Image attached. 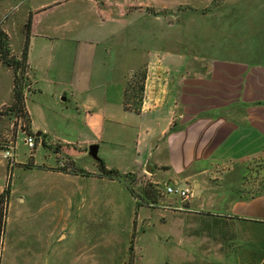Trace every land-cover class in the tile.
I'll return each instance as SVG.
<instances>
[{
  "label": "crops",
  "instance_id": "1",
  "mask_svg": "<svg viewBox=\"0 0 264 264\" xmlns=\"http://www.w3.org/2000/svg\"><path fill=\"white\" fill-rule=\"evenodd\" d=\"M87 1L91 5L89 10H95L105 26L106 23L111 24L109 35L98 40L113 41L115 45L112 48L118 52V44L125 45L129 41L120 34L124 27L132 28L135 21L142 22L144 27L150 22L157 23L162 29L186 23L195 25L196 18L206 21L228 8L231 0H170V3L160 9L153 8V11L141 4L134 10L131 5L134 0ZM45 5H37L34 10L38 13L45 9ZM170 14L174 15L173 24L169 22L172 20L168 18ZM38 26L34 17L28 53L32 81L37 65L32 62V55L38 47L44 52L60 50L62 55L68 51L74 57L85 52L94 55L88 52L98 50L96 47L81 48L75 41L61 44L48 35L37 40ZM0 27L7 33L4 26ZM163 41L173 42L171 38ZM174 42L182 44L183 38L176 37ZM104 48L106 52L108 49ZM21 51L17 52V57ZM215 51L204 54L158 52L133 59L125 47L124 52L128 53L126 61H131L127 72L118 74L114 69L120 60L115 53L110 68L93 72L78 66L63 68L59 64L54 65L56 70L53 73L50 71L49 76H45V84L59 89L55 91L57 100L72 105L75 127L71 125V128L86 133L89 143H98L99 146L107 122L123 123L133 130L135 149L132 155L112 150V158L117 162L112 160L111 164H106L100 158L107 170L143 178L161 185L163 189L168 185L192 187L194 193L198 191L183 204L177 197L163 193V198L150 206L145 202L137 203L129 189L134 180L120 179L121 192L132 202L128 218L134 242L130 246L132 264H200V247L206 249L212 258L209 264L264 262V190L261 189L264 183L261 187L257 181L251 186L246 181L242 182L246 172L263 175V169L257 171L256 166L264 162V50L235 56ZM140 69L146 71L141 110L138 113L126 111V85ZM95 76L103 78L96 79ZM12 88L11 85L7 98L0 85V106L11 99ZM102 90L108 94L100 100L93 91ZM97 102L103 103L98 113L93 109ZM26 109L31 118V131L38 141L36 150L50 146L51 130L34 121L27 104ZM37 133H40L39 137ZM60 146V152L76 162L81 150L69 143L67 147ZM100 150L99 146L98 155ZM78 168L87 173L82 176L117 183V180L101 176L99 163L95 164L93 171L81 166ZM238 174L242 177L239 183L232 177H239ZM252 187L255 191L250 190ZM227 188L232 192H225ZM234 189L240 193L234 195ZM73 196L68 199L72 201ZM79 197L84 199L80 194ZM199 222L205 228H200ZM56 234L58 239L66 238L63 233L51 232L47 240L32 249L30 261L15 259L14 264H88L85 244L73 249L72 253L69 247L55 246L53 238ZM200 235L205 236V242H200Z\"/></svg>",
  "mask_w": 264,
  "mask_h": 264
},
{
  "label": "rangeland",
  "instance_id": "2",
  "mask_svg": "<svg viewBox=\"0 0 264 264\" xmlns=\"http://www.w3.org/2000/svg\"><path fill=\"white\" fill-rule=\"evenodd\" d=\"M134 2L131 4L134 10L141 4L153 11V8L160 9L170 3V0ZM40 4H46L43 7L45 9L37 13L34 8ZM198 5L201 6V3ZM90 7L87 0H0V26H4L7 31L4 32L9 37L10 53L15 58H21L22 53L17 57V52L23 50L26 41L25 26L30 17L32 27L34 17L39 23V35L35 38L37 40L48 35L61 44H72L75 41L81 48L87 46L98 49L88 52L95 53L94 55L85 52L74 57L75 55L68 51L62 55L60 50L44 52L38 47L32 55V62L37 64L33 81L29 67L25 74L19 72V79L25 85V103L33 113L34 121L40 126H47L52 132L51 145L39 150H36V137L28 132L26 114L29 117L30 115L27 109L21 111L15 105L13 70L0 62L1 92L5 91V94H2L9 98V89L13 86L11 99L0 106V195L8 190V195L0 198V211L6 214L0 236V264H14L15 259L30 261L32 249L47 240L49 233L57 231L66 235V238L58 239L56 234L53 238L55 246L69 247L73 253V249L85 244L88 264H132L130 246H133L134 242L128 219L132 202L129 198L127 200L125 193L120 190L122 180L114 179L117 183H110L81 174H59L62 168L72 173L79 166L93 171L98 163L89 155V147L96 143H89V137L82 130L76 132L71 128V125L75 127L72 121V105L57 100V86L44 82L45 76L56 70L54 65L61 64L63 68L78 66L97 72L100 68H110L117 53L120 60L114 69L121 74L130 68L131 61H126L128 53L134 56L133 59H137L158 52L204 54L216 50L215 52L227 56H235L256 54L264 50V0L228 1V8L221 13H215L206 21L201 17L196 18L195 25L186 23L183 26L162 29L157 23L150 22V25L146 24L144 27L142 22L135 21L132 28L124 27V32L120 34L121 37L129 39L125 45L118 44L120 55L112 48L115 45L113 41L111 43L106 39L98 40L109 35L111 24L106 23L105 26L96 11L89 10ZM33 10L35 14L31 13ZM168 16L172 19L169 22L173 24L174 15ZM0 29L3 30V27ZM101 33L102 36H99ZM130 37L134 39L131 38V41ZM176 37L183 38V43L176 44ZM31 38L32 29L30 40ZM165 38H171L173 42H164ZM104 47L108 49L106 52ZM125 47L128 49L127 54L124 52ZM144 70H138L127 82L124 104H127L130 110H134L141 99L143 102L144 93L141 97L140 87L145 86L142 79ZM93 94L100 96L102 100L108 93L102 90L93 91ZM102 106V102H97L93 109L98 113ZM105 129L106 132L99 143V157L106 164H111L112 160L117 162L116 158H112V150L118 153L129 152L132 155L135 149V134L130 127L123 123L107 122ZM28 136L35 138L33 146L27 143ZM95 138L99 141L97 136ZM67 143L81 150L76 162L60 152V145L67 147ZM8 150L13 155L14 163L3 157ZM256 169H263V175L246 172L242 182L246 181V184L251 186L257 181L262 187L264 162H259ZM237 176L239 177L232 175L233 180L239 183L242 177L239 174ZM132 180L134 182L130 187L136 194L138 204L144 202L143 189L147 186L157 191V199L163 198L164 189L161 185L150 183L143 178L135 177ZM261 189L264 190V186ZM250 190L255 191L253 187ZM224 191L231 193L232 189L227 188ZM233 193L237 195L240 192L234 189ZM79 194L84 196V199L79 197ZM72 196L71 201L68 198ZM202 224L199 222V227L205 228ZM100 238L102 241L98 242ZM199 240L205 242V236L200 235ZM198 259L200 264H209L212 258L206 249L200 247Z\"/></svg>",
  "mask_w": 264,
  "mask_h": 264
},
{
  "label": "trees",
  "instance_id": "3",
  "mask_svg": "<svg viewBox=\"0 0 264 264\" xmlns=\"http://www.w3.org/2000/svg\"><path fill=\"white\" fill-rule=\"evenodd\" d=\"M32 18L30 17L28 24L25 26L26 29V41L22 50L21 58H15L11 56L10 53V43H9V37L8 35L0 29V62L5 64L6 66H9L14 73V101L15 105L20 108L21 111H25L26 103H25V85L22 84V80L19 79V72H22V74L26 73V69L28 67V53H29V47H30V35H31V29H32ZM143 83L146 79V71H143L142 75ZM141 97L144 93V85L140 87ZM142 106V99L140 100V103L136 106V108L133 110L134 112L138 113L141 110ZM124 109L126 111H130V108L127 106V104H124ZM26 118L28 120V132L35 137V134L31 131V118L26 114ZM39 139V138H37ZM61 172L68 173L65 169H61ZM73 174H86L85 171L82 169H76L72 172ZM100 173L101 176L108 177L110 179H133L131 175H121L117 170H107L104 166V164L100 165ZM132 194L135 196L136 194L133 192L131 187H129ZM8 195V190L6 189L1 195L0 198L6 197ZM143 198H145L148 201L156 202L158 193L156 190L152 189L151 187L147 186L143 189ZM145 201V199H143ZM148 198V199H147ZM6 218V214L1 210L0 211V236L3 232L4 227V219ZM132 251V247H131ZM264 264V262L262 263Z\"/></svg>",
  "mask_w": 264,
  "mask_h": 264
},
{
  "label": "built area",
  "instance_id": "4",
  "mask_svg": "<svg viewBox=\"0 0 264 264\" xmlns=\"http://www.w3.org/2000/svg\"><path fill=\"white\" fill-rule=\"evenodd\" d=\"M34 139L32 136H28L27 138V143L30 145V146H33L34 144ZM3 157L5 159H8V160H12L13 158V155L11 154V152L8 150L4 153ZM11 163H14V161L12 160ZM164 193L166 195H169V196H173V197H177L181 203L183 204L184 202L190 200L191 198L194 197L195 193H194V188L192 187H186V188H178V187H175V186H168L166 185L165 188H164ZM138 202H140V199L138 198ZM144 202H148L147 204H150V206H154V203L151 202V201H148V200H145ZM142 202V203H144ZM181 204V209H183L184 206H182ZM167 208H171L170 207H167Z\"/></svg>",
  "mask_w": 264,
  "mask_h": 264
},
{
  "label": "water",
  "instance_id": "5",
  "mask_svg": "<svg viewBox=\"0 0 264 264\" xmlns=\"http://www.w3.org/2000/svg\"><path fill=\"white\" fill-rule=\"evenodd\" d=\"M36 136L39 137L40 133H37ZM98 149H99V146L97 144L91 145L89 147V155L102 166L103 161L100 159V157L98 155ZM196 189H198V185L196 186ZM196 192H198V191H196ZM196 192H195V196L197 195Z\"/></svg>",
  "mask_w": 264,
  "mask_h": 264
}]
</instances>
